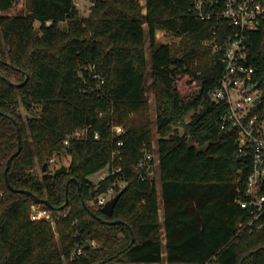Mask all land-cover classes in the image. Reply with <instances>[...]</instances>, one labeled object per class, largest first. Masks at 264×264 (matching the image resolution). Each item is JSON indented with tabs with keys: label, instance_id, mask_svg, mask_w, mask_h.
<instances>
[{
	"label": "trees",
	"instance_id": "trees-1",
	"mask_svg": "<svg viewBox=\"0 0 264 264\" xmlns=\"http://www.w3.org/2000/svg\"><path fill=\"white\" fill-rule=\"evenodd\" d=\"M15 2L0 0V264H150L162 260L163 247L168 262L264 264V213L259 227L245 226L248 209L236 201L251 160L238 159L235 130L220 127L225 104L210 91L223 64L200 43L210 23L190 1L96 0L87 16L73 0H27L24 12ZM157 30L178 40L158 41ZM246 41L247 63L264 80V27ZM197 71L202 87L184 102L176 74ZM111 125L123 131L114 135ZM85 127V137L64 145ZM18 133L22 147L6 181ZM118 148L121 170L94 182L90 175L111 166ZM146 150L160 159L152 180L133 168ZM62 152L67 169L54 175L48 163ZM36 163L46 165L40 175ZM120 180L107 215L96 195ZM18 189L46 199L50 219H31L35 202ZM77 242L86 253L72 256Z\"/></svg>",
	"mask_w": 264,
	"mask_h": 264
},
{
	"label": "built area",
	"instance_id": "built-area-1",
	"mask_svg": "<svg viewBox=\"0 0 264 264\" xmlns=\"http://www.w3.org/2000/svg\"><path fill=\"white\" fill-rule=\"evenodd\" d=\"M90 10L96 0H88ZM190 9L202 21L210 23L208 36L200 43L210 47L215 60L223 64L222 73L217 85L210 91V97L216 102L225 104V111L219 118L221 128H231L236 132L237 154L249 157L251 168L246 177L243 197L236 201L248 209L250 219L245 226L259 227V218L264 213V107L262 98L255 101L264 91V80L258 77L255 67L247 63L249 48L247 34L264 27V0H189ZM74 3V0H73ZM75 4V3H74ZM76 6V5H75ZM49 21H47L48 23ZM63 25V22H62ZM164 32L161 34L164 35ZM166 33V32H165ZM200 72L176 74L174 87L181 99L187 102L200 91L203 81ZM98 78L102 81L101 77ZM112 134L123 131L121 125H111ZM88 127L77 128L66 136L63 143L68 145L70 139L85 137ZM95 139L98 132L93 133ZM122 142H118V146ZM121 150L112 151L110 165L100 171L99 179L121 170L115 164ZM159 156L155 150H146L133 164L141 179H155L158 176ZM125 180L118 181L106 191L96 195L97 205H103L107 199L115 195L116 188H122ZM2 190L0 189V195ZM31 219H50L49 210L42 203H33L30 207ZM54 224V221L51 220ZM90 246H95L94 240ZM83 246L75 244L72 256L85 254Z\"/></svg>",
	"mask_w": 264,
	"mask_h": 264
},
{
	"label": "rangeland",
	"instance_id": "rangeland-1",
	"mask_svg": "<svg viewBox=\"0 0 264 264\" xmlns=\"http://www.w3.org/2000/svg\"><path fill=\"white\" fill-rule=\"evenodd\" d=\"M15 6H14V9L13 10H16V11H26L27 8V0H15ZM140 1H143V0H140ZM74 3L76 5V8L78 10V12L80 13V15H84V16H87L90 12V10H87L88 7H89V1L88 0H74ZM11 13V12H10ZM35 24L37 25L38 22H35ZM164 30H157L156 31V34H155V37L158 41H162V42H172V41H177L178 40V36L174 35V34H171V33H168V32H164V35L162 36L161 34L163 33ZM147 55H148V50L146 51ZM148 98H149V103H150V110H151V114L152 116L154 115V112H155V109H154V101H153V93L152 91H149L148 92ZM21 112L22 114H25V111L21 108ZM191 113V112H190ZM189 114H187V118H189ZM178 127V131L181 133L182 132V128L180 126H177ZM155 134V139H154V143L156 144V140H157V137H158V134L156 132H154ZM156 151V150H155ZM69 162V155L67 153H64L62 152L61 154L57 155V154H53L52 157L50 158V161L48 163V166H47V169L49 170H54L56 169L57 167H59L60 165L64 164L67 166ZM33 171L40 175L43 170H42V167L39 163H36L34 168H33ZM99 174L100 172H97L95 174H92L90 175V178L94 181V182H97L98 181V178H99ZM159 185V182L157 183ZM161 206V205H160ZM161 210V207L159 208V219H161V213H162V210ZM162 242L164 243V239L162 240ZM165 252H164V247L162 248V260L159 262V263H153V264H195V263H190V262H168L166 259H165ZM109 264H142V263H127V262H119V261H113Z\"/></svg>",
	"mask_w": 264,
	"mask_h": 264
},
{
	"label": "water",
	"instance_id": "water-1",
	"mask_svg": "<svg viewBox=\"0 0 264 264\" xmlns=\"http://www.w3.org/2000/svg\"><path fill=\"white\" fill-rule=\"evenodd\" d=\"M65 29H66V26H63V30H65ZM8 82H9L10 84H12V85H15V86H17L18 84H20V83L12 82V81H10V80H8ZM263 97H264V91L262 92V94H261V95H260L255 101H258V100H260V99L263 98ZM18 137H19L18 147H17V149H16V150H15V151H14V152L8 157L7 162H6V166H5V169H4V175H5V179H6V181H7L6 173H7V170H8V168H9V166H10V162H11L12 158H13L14 156H16V155L20 152L21 147H22V145H21V140H20V133H18ZM238 159H241V157L238 156ZM45 169H46V165H45V163H44L42 170L45 171ZM66 169H67V166L64 165V164H62V165H60L59 167H57L56 169H54L53 174L56 175V174H59V173H61V172H65ZM8 185H9V187H11V185H10L9 183H8ZM18 190H19V191H23V192H25L26 194L30 195V196L32 197V199L34 200L35 203H42V204H43V203H48L46 199L41 198V197H38L37 195H35L34 193H32V192L29 191V190H22V189H18ZM92 194H93V192H92ZM119 195H120V192L116 193L115 195H113L112 197H110L109 199H107V200L105 201V203L102 205L101 209H102V211H103L105 214L110 215V214L112 213L113 208H114V206H115V203L117 202V199H118ZM115 222L120 223L121 221H120V220H116Z\"/></svg>",
	"mask_w": 264,
	"mask_h": 264
},
{
	"label": "crops",
	"instance_id": "crops-1",
	"mask_svg": "<svg viewBox=\"0 0 264 264\" xmlns=\"http://www.w3.org/2000/svg\"><path fill=\"white\" fill-rule=\"evenodd\" d=\"M158 185V184H157ZM158 201H159V206L161 207V210H162V200H161V197H160V192H159V185H158ZM159 207V208H160ZM160 210V211H161ZM158 213H159V209H158ZM162 214V213H161ZM150 264H153V263H150Z\"/></svg>",
	"mask_w": 264,
	"mask_h": 264
}]
</instances>
